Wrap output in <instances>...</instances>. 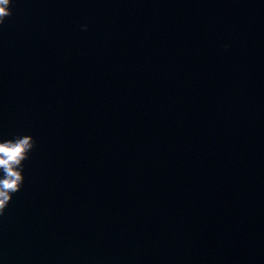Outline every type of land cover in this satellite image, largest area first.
<instances>
[{
    "label": "water",
    "instance_id": "water-1",
    "mask_svg": "<svg viewBox=\"0 0 264 264\" xmlns=\"http://www.w3.org/2000/svg\"><path fill=\"white\" fill-rule=\"evenodd\" d=\"M10 10L0 139L35 148L0 264H264V0Z\"/></svg>",
    "mask_w": 264,
    "mask_h": 264
},
{
    "label": "clouds",
    "instance_id": "clouds-1",
    "mask_svg": "<svg viewBox=\"0 0 264 264\" xmlns=\"http://www.w3.org/2000/svg\"><path fill=\"white\" fill-rule=\"evenodd\" d=\"M13 0H0V26L12 15ZM86 30V29H85ZM35 148L29 136L0 139V216H3L15 194L24 184V163Z\"/></svg>",
    "mask_w": 264,
    "mask_h": 264
}]
</instances>
